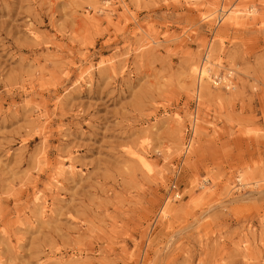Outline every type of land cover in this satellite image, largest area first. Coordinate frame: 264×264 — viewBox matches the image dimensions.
Listing matches in <instances>:
<instances>
[{
	"label": "rangeland",
	"instance_id": "374dc122",
	"mask_svg": "<svg viewBox=\"0 0 264 264\" xmlns=\"http://www.w3.org/2000/svg\"><path fill=\"white\" fill-rule=\"evenodd\" d=\"M103 1L0 0V264H264V0Z\"/></svg>",
	"mask_w": 264,
	"mask_h": 264
},
{
	"label": "bare ground",
	"instance_id": "6f19581e",
	"mask_svg": "<svg viewBox=\"0 0 264 264\" xmlns=\"http://www.w3.org/2000/svg\"><path fill=\"white\" fill-rule=\"evenodd\" d=\"M119 3H121V8L123 10H128L127 6L123 3V0H118ZM245 0L240 1L239 5H230L227 8L221 7L218 10V13L215 10L209 11L207 15H204L202 19H206L207 17H210L215 12L217 13L216 19L219 20V22H224V25L226 27H231L238 29L241 26L248 24L247 19L256 20V12L257 10L255 7H248L244 9ZM99 12L105 13L107 17H111L116 12V6H114V2L112 0H104L103 3L97 8ZM244 18V20H242ZM152 43H156L155 39L147 40L144 44V46H150ZM112 59H106L102 60L100 64L103 63H110ZM220 61L215 59L212 54L210 53V50H206L204 53V58L201 61H195L194 65L191 66L190 72L191 74H194L196 76L197 81V88H196V95L200 92L201 88H208L209 85H212L214 87H219V85H223L225 89L230 90L234 87V82L232 79L233 71L228 70L223 75H218V70L214 67H219ZM91 68V65L86 67L84 70L80 72L79 77L82 78L84 73H87L88 70ZM198 96V95H197ZM193 130L195 132L196 125L203 128L201 124L198 125L196 117L192 120ZM130 155L135 157L138 162H140L141 165H143L144 168L147 170H151L147 163V153L143 150V148L130 152ZM68 164L65 165L64 161H57L55 162V176L53 175V178L57 179V176L61 175L62 173L66 171L72 172L75 168L73 162L70 158L64 159ZM244 177V176H243ZM238 188H236L233 192L240 193V188L245 189L247 185H249V182H243L238 177ZM211 186H214V183H211ZM202 185V184H201ZM202 194L206 193L208 190L206 186L202 185ZM167 201L164 202V205L161 206L159 213L162 215L163 218H167L170 215V210L167 209ZM264 229V227H263ZM264 237L262 236L260 239H258V243L263 246ZM247 247V246H245Z\"/></svg>",
	"mask_w": 264,
	"mask_h": 264
}]
</instances>
